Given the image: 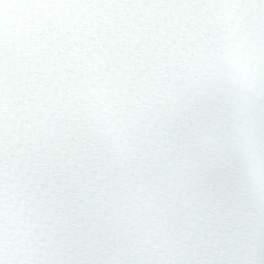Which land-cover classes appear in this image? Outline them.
<instances>
[{
    "label": "clouds",
    "instance_id": "1",
    "mask_svg": "<svg viewBox=\"0 0 264 264\" xmlns=\"http://www.w3.org/2000/svg\"><path fill=\"white\" fill-rule=\"evenodd\" d=\"M0 264H264V0H0Z\"/></svg>",
    "mask_w": 264,
    "mask_h": 264
},
{
    "label": "snow or ice",
    "instance_id": "2",
    "mask_svg": "<svg viewBox=\"0 0 264 264\" xmlns=\"http://www.w3.org/2000/svg\"><path fill=\"white\" fill-rule=\"evenodd\" d=\"M196 115L195 114H193L191 117H190V119L193 121V124H192V126L188 129V132H187V135L188 136H192V135H195V134H197V132H198V129L195 127V121H196Z\"/></svg>",
    "mask_w": 264,
    "mask_h": 264
}]
</instances>
